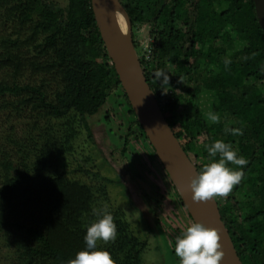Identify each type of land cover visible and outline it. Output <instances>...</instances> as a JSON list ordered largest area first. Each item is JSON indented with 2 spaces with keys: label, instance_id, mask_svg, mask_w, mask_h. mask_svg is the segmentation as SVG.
<instances>
[{
  "label": "trees",
  "instance_id": "obj_1",
  "mask_svg": "<svg viewBox=\"0 0 264 264\" xmlns=\"http://www.w3.org/2000/svg\"><path fill=\"white\" fill-rule=\"evenodd\" d=\"M120 1L148 83L198 170L209 162L203 144L216 139L248 161L240 182L216 199L243 264H264V31L254 0ZM159 70L169 84L154 76ZM118 106L129 117L127 143L147 142L165 172L167 191L158 181L147 191L140 184L149 211L175 206L172 227L180 234L194 219L137 118L92 1L0 0V249L12 264H68L101 208L117 234L97 247L113 264H143L147 240L126 210L111 204L113 179L99 171L92 174L104 182L68 175L83 131L93 139L88 117L107 107L110 120ZM226 126L242 131L233 135ZM75 170L91 173L82 164Z\"/></svg>",
  "mask_w": 264,
  "mask_h": 264
},
{
  "label": "rangeland",
  "instance_id": "obj_2",
  "mask_svg": "<svg viewBox=\"0 0 264 264\" xmlns=\"http://www.w3.org/2000/svg\"><path fill=\"white\" fill-rule=\"evenodd\" d=\"M55 1L65 5L68 0ZM121 23L125 25L124 21ZM137 33L139 37L145 34L142 30ZM146 34L144 40H147ZM255 58L257 61L263 60L259 56ZM118 107L117 110L120 113L110 120L104 117L107 107L88 117L89 125L93 130V139L87 138L86 131H83L75 155L67 159L68 175L88 183L104 182V180L96 179L92 174L93 171H99L102 175L112 178L113 181L108 184L111 204L123 207L128 218L133 220L136 233L142 239L147 240V248L143 253V264H179V258L174 253L173 245L176 236L180 234H177L172 227L178 222L175 219L177 208L174 206L175 210L172 205H167L164 206L167 208L166 211H161L160 207L163 208L161 203L156 213L149 211L150 202L146 203L147 195L140 188V184H143L138 177V181L135 179L136 175H140L141 180L146 183L158 181L162 189L167 191L165 172L156 158L152 156L153 150L147 142L142 139L141 141L131 140L127 143L125 127H128L129 117L122 111L121 106ZM120 118L123 122L121 125ZM78 164L91 170V173L75 170ZM144 188L146 191L150 190L149 187ZM5 252V249H0V264H12Z\"/></svg>",
  "mask_w": 264,
  "mask_h": 264
},
{
  "label": "water",
  "instance_id": "obj_3",
  "mask_svg": "<svg viewBox=\"0 0 264 264\" xmlns=\"http://www.w3.org/2000/svg\"><path fill=\"white\" fill-rule=\"evenodd\" d=\"M96 20L119 79L130 103L159 158L177 185L194 221L215 228L220 236L223 257L220 264H243L227 229L216 197L194 201L188 181L197 165L176 136L163 109L148 83L133 41L130 16L120 0H91ZM259 22L264 31V0H254ZM121 21L125 22L123 26ZM140 182L148 188V184Z\"/></svg>",
  "mask_w": 264,
  "mask_h": 264
},
{
  "label": "clouds",
  "instance_id": "obj_4",
  "mask_svg": "<svg viewBox=\"0 0 264 264\" xmlns=\"http://www.w3.org/2000/svg\"><path fill=\"white\" fill-rule=\"evenodd\" d=\"M114 3L118 4V0H114ZM143 46L148 48V42L145 41ZM154 76L162 85L169 84L165 70L156 71ZM208 119L212 123L220 122V116L215 113H208ZM224 131L236 135L242 130L226 126ZM203 147L207 151L209 162L188 181L192 199L198 202L208 201L216 196H226L233 186L240 182L242 168L248 163L243 156L238 155L237 150L230 143L222 139L204 143ZM229 163L238 167L231 168L228 166ZM95 215L98 218L87 226L83 236L85 247L77 251L68 264H113L109 252L97 247V241L106 244L115 240L117 233L113 216L106 208L99 209ZM173 247L175 255L179 258V264H220L224 254L217 230L200 221L188 224L180 235L176 236Z\"/></svg>",
  "mask_w": 264,
  "mask_h": 264
}]
</instances>
